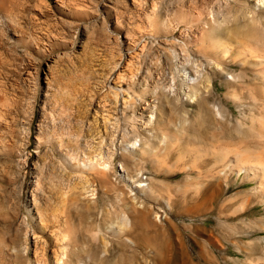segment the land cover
Instances as JSON below:
<instances>
[{
    "label": "rangeland",
    "instance_id": "obj_1",
    "mask_svg": "<svg viewBox=\"0 0 264 264\" xmlns=\"http://www.w3.org/2000/svg\"><path fill=\"white\" fill-rule=\"evenodd\" d=\"M262 2L264 0H69V5L63 6L55 0H0V100L3 101L0 107L1 112H5L1 114L3 119L0 117V145L10 146L9 149L0 148V264H52L51 246L45 236L37 247L31 236H27V252H22L24 232L36 230L37 211L49 217L46 216L50 225L55 221L53 224L60 227L64 223L62 215L69 212L74 221L84 217L90 226L89 236H84L93 249L90 259L94 252H101L102 241L107 244L103 248L106 261L102 264H184L190 252L189 257L195 255L191 259L196 262L199 244L204 240L202 227L210 228L212 220H203L204 216L187 210L191 204L188 195L196 196L195 185L186 186L185 173L174 164L176 152L166 154V146H160L162 133L166 135L167 145L166 102H162L163 108L159 111L163 121L158 128L161 131L153 129L151 143L152 148L158 147L154 160L164 165L157 170L151 162L138 160L127 170L129 174L143 173L144 180L153 179L159 195L174 196L170 198L172 207L170 210L160 208L163 205L161 196L151 201L141 196L136 199L143 205L138 210L149 208L151 212H147L143 225H137L135 236H129L134 242L131 247L123 238L107 236L104 231L111 223L120 226V217L125 211L122 201L132 197L128 183L110 173L109 183L102 185L97 180L91 183L96 193L93 199L74 206L69 198L79 178L62 160V152L71 153L79 160L93 156L103 136V151L118 153V143L132 139L133 130L138 131V126L131 127L132 110L123 115L116 111L112 95L108 93V75L112 67L121 58L134 55V44L140 43L143 49L132 58L133 68L139 70L141 82L138 84L147 86L145 97L150 98L152 89L167 91L175 62L181 58L188 64L204 60L206 53L200 45L208 38L204 37L203 26L213 17L211 23H216L213 36L231 29V34L243 35L264 47V6L255 5ZM221 18L224 23L219 22ZM163 20L174 30L172 35L161 26L151 30V21L160 23ZM217 23L222 25V30ZM174 38H178V45L172 47L170 43ZM227 69L237 70L238 67ZM138 84L131 85V92L140 91ZM215 84L216 96L223 98L225 85L218 78ZM96 103L104 105L114 117L110 125L107 124L108 133L101 127L99 114L102 109ZM185 106L194 116L188 129L198 131L202 128L198 106ZM135 109L142 111L139 105ZM143 111L146 118L149 112ZM235 126L234 133L238 136L242 130ZM39 132L44 138L37 145ZM47 136L59 139L61 145L56 147L45 141ZM211 143L218 147L230 146L226 139ZM113 164L117 166V159ZM233 186L232 193L247 189L250 184L234 183ZM84 204L88 207L84 208ZM27 208L32 210L33 218ZM263 210V206L258 205L241 218L263 216ZM59 226V232L66 229L64 224ZM211 233L218 237L216 231ZM261 234L255 233L256 236ZM184 243L187 245L182 247ZM205 249L219 252L218 248ZM230 254L237 256L234 249Z\"/></svg>",
    "mask_w": 264,
    "mask_h": 264
},
{
    "label": "bare ground",
    "instance_id": "obj_2",
    "mask_svg": "<svg viewBox=\"0 0 264 264\" xmlns=\"http://www.w3.org/2000/svg\"><path fill=\"white\" fill-rule=\"evenodd\" d=\"M55 1L63 6L69 5L67 4L69 0ZM261 4L257 3L255 5L260 8L264 6ZM212 19H209L210 22H204L205 26H203V31H206V35H203L208 38V40L202 41V46L200 45L206 53V56H203L204 60L193 61L188 64L185 60L182 61L181 58L178 63L175 62V72L170 73L167 91L152 89L150 98L145 97L147 96L145 92L147 86L138 84L139 81L141 82L140 73L139 70L133 68L134 62H132V58L143 49L140 43L132 46L134 55L129 54L130 56L128 55V57L115 62L108 75V93L112 95L114 103L112 105H114L116 111L123 115L126 111L132 110L129 120H133L131 127L137 128L138 126V131L133 130L132 139L128 137L129 139L126 138V140L118 143V148H120L118 153L103 151L105 141L103 136H100L99 144L96 141L98 150L93 156L90 155L88 147L86 149L90 156H85L80 160L76 157L73 158L71 153L62 152V160L79 178L78 183L72 188L76 190L71 193L69 199L74 206L87 203L96 194L94 188H91V183L97 180L102 185L107 184L109 183L110 173H115L125 183H128L131 189L129 195L132 197L122 201L125 211L121 214L120 226L111 223L105 226L104 231L107 236L121 237L128 246H133L134 242L129 236H135L137 225H143L146 214L150 210L149 208H147L148 210H138L143 205L138 204L136 199L141 196L151 201L159 199L161 195H159L153 179L144 180L141 177L143 173L140 174V172L129 174L130 171L127 170V167L138 160L151 162L157 170L164 165L163 162L154 160L153 156L158 147L152 148L151 143L154 138L153 129L155 128L158 132L161 131L158 128L163 121L161 122L159 111L163 108L162 102H166L167 145L165 142L166 135L162 133L160 146L162 148L166 146V154H170L172 151L176 152L174 164L179 166L180 172L182 170L185 173L184 182L186 186L187 184L195 185L196 198L193 194L188 195L187 200L191 204L187 210L204 216L203 220H212L210 228L202 227L204 240L201 242L197 240L198 244L200 242L197 261L194 262V259H191L195 255L189 257L188 254L191 252L188 253V251V254H186L187 263L185 261L183 263L264 264V214L250 219L241 218L258 205H262L264 209V47L258 45L255 41H250L249 37H247L248 40L243 38V35L240 37L231 34L232 30L230 28L231 33L228 30L225 32L218 30L220 33L213 36L216 31L213 32L216 23H211ZM220 20L219 22H223L222 18ZM151 22V30H156L159 28L158 26H161L164 31H167V34L172 35L174 30L172 31V27L168 22L164 20L160 23ZM208 23L210 24L208 25ZM218 26L221 27L222 25L218 24ZM177 41L178 38H174L170 45L172 47L177 46ZM231 66H236L238 69H227ZM216 78L220 79L225 85L226 91L222 94L224 99L216 96ZM135 84L140 85L139 92H131V85ZM96 104L99 109H102V112L106 111V113L101 112L99 114V119L101 127H103L105 133H108L106 130L107 124L110 125V120H114V117L108 110H105L104 105ZM186 104L198 106V113L202 118V128L198 131L188 129V125L193 124L194 116L186 108ZM136 105H139L142 111H136ZM179 107H181V110H179ZM1 110L0 107V112ZM143 110L149 112L146 118L143 116ZM236 110L237 113H235ZM2 112L0 117L5 115V112L1 115ZM1 118L3 119V117ZM235 125L242 130L239 133L237 132L238 136L234 133ZM41 138L44 137L40 136L39 132L37 134V145L42 141ZM222 139L228 140L230 146L218 147L211 143L213 140H215V144L217 141L218 143L224 141ZM58 140L50 136L45 138V141L55 144L56 147L61 145L60 140ZM0 148L9 149L10 146L0 145ZM115 159L118 161V168L113 164ZM234 183L239 185L250 184V186L247 189H239L232 193L231 189ZM192 191L190 190V192ZM188 193H185L184 197ZM169 196L170 194L161 196L163 205L160 208L171 209L170 198L173 199L174 196ZM179 196L177 198H180ZM193 197L194 204L192 202ZM87 205L84 204L83 207L86 208ZM27 211L33 218L32 210L27 208ZM37 213L38 220L35 218L36 230L30 233L25 231L23 234L25 239V245L22 247L23 253H26L28 248L27 236H31L30 239L35 247L43 243L42 236H45L44 239L51 246L52 264H102L106 261L105 249H103L106 243L104 244L103 241L101 252L99 254L94 252V256L90 259L93 249L84 238V236H89L87 232L90 226L83 216V218L77 219L78 221H74L70 212L65 216L62 215L66 229L59 232L57 230L59 225L53 224L55 221L50 225V221L47 220L48 216L46 215V217L45 213H42V211H37ZM210 214L211 216H209ZM56 216L53 215V218ZM57 219L59 218L57 217ZM63 224H61V227H63ZM210 230L216 231L218 237L213 236V232L211 233ZM256 232H262V234L256 236ZM185 244H182V247ZM210 247L218 248L219 252L214 253L213 249H205ZM184 248L186 250V247ZM232 248L236 252V257L230 254ZM14 249H12V252ZM57 250H59V253H57ZM169 259L171 260V258Z\"/></svg>",
    "mask_w": 264,
    "mask_h": 264
}]
</instances>
